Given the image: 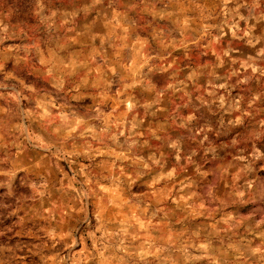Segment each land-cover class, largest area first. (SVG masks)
Masks as SVG:
<instances>
[{"label": "rangeland", "instance_id": "rangeland-1", "mask_svg": "<svg viewBox=\"0 0 264 264\" xmlns=\"http://www.w3.org/2000/svg\"><path fill=\"white\" fill-rule=\"evenodd\" d=\"M0 264H264V0H0Z\"/></svg>", "mask_w": 264, "mask_h": 264}]
</instances>
